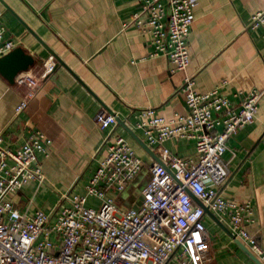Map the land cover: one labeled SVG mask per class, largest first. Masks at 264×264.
I'll return each mask as SVG.
<instances>
[{
    "label": "crops",
    "instance_id": "1",
    "mask_svg": "<svg viewBox=\"0 0 264 264\" xmlns=\"http://www.w3.org/2000/svg\"><path fill=\"white\" fill-rule=\"evenodd\" d=\"M4 1L11 9L0 1L6 38L34 57L30 71L40 74L45 61L55 58L52 52L65 64L55 58L54 71L19 114L15 110L25 87L0 73V132L6 145L19 147L36 130L52 139L50 155L39 157L46 183L39 190L36 182L28 183L13 196L17 207L24 209L32 198L36 206L51 211L59 193L84 194L106 155L110 133L99 128L96 115L101 110L116 114L144 141L137 116L149 108L169 120L186 112L180 89L193 76L198 92L217 90L235 109L251 91H263L255 121L227 141L224 160L230 174L220 194L250 204L246 229L264 251V24L250 26L253 15L264 10V0H199L185 71L174 70L168 57L154 55L152 36L133 20L140 9L137 0ZM115 133L127 140L145 167L161 161L157 147L144 141L151 148L146 151L119 122ZM164 147L181 158L197 156L194 139L170 138ZM229 219H219L223 227L210 215L204 217L209 264H257L250 249L230 235Z\"/></svg>",
    "mask_w": 264,
    "mask_h": 264
},
{
    "label": "built area",
    "instance_id": "2",
    "mask_svg": "<svg viewBox=\"0 0 264 264\" xmlns=\"http://www.w3.org/2000/svg\"><path fill=\"white\" fill-rule=\"evenodd\" d=\"M134 22L152 36L154 55L170 59L174 70L190 65L189 38L199 0H137ZM0 10V57L16 48L7 39V26ZM264 24V10L256 12L250 26ZM56 67L48 58L40 74L21 72L16 83L25 87L16 114L35 98L39 87ZM193 76H187L180 92L187 105L173 119L143 110L136 127L144 141L160 151L161 162L148 166L150 179L143 187L142 204L123 208L117 201L145 167L133 147L120 134L116 114L101 110L95 121L101 130L110 129L106 155L99 160L84 194L59 193L51 211L36 206L32 198L24 209L13 196L28 183L37 190L46 183L40 155L48 157L52 139L33 131L16 148L6 145L0 132V264H209V234L204 207L220 220L227 217L235 239L244 243L264 264V251L246 229L250 204L224 198L220 187L230 171L224 160L228 139L255 121L263 91L247 94L235 109L230 100L213 90L200 93ZM196 141V158L173 154L164 143L170 138ZM90 198L100 205H88Z\"/></svg>",
    "mask_w": 264,
    "mask_h": 264
},
{
    "label": "water",
    "instance_id": "3",
    "mask_svg": "<svg viewBox=\"0 0 264 264\" xmlns=\"http://www.w3.org/2000/svg\"><path fill=\"white\" fill-rule=\"evenodd\" d=\"M8 9L10 7L7 5V3L4 0H0ZM11 10V9H10ZM53 55L55 56L56 60L58 61L59 64H64L57 55L52 52ZM35 64V59L34 57L29 54L25 49L22 47H17L13 49L11 52L7 53L6 55L0 57V73L12 84L16 82L17 76L24 71L30 70V68ZM65 65V64H64ZM118 122L123 125L128 132L134 137V139L148 152H151V148L130 128H128L125 123L121 119H117ZM156 162H161L158 158L156 159ZM195 201H197L199 204H201L204 207L205 213L210 215L216 222H218L221 226L224 227L223 223L219 220V218L209 210L208 207H205L200 201L196 198L193 197ZM143 201V196L142 194L136 198L133 201L132 207L134 209H137ZM230 235L233 236L232 232L228 230ZM239 241V240H238ZM241 242V241H239ZM243 245V244H242ZM247 249V248H246ZM248 250V249H247ZM253 259L257 264H263L255 255L251 254Z\"/></svg>",
    "mask_w": 264,
    "mask_h": 264
},
{
    "label": "rangeland",
    "instance_id": "4",
    "mask_svg": "<svg viewBox=\"0 0 264 264\" xmlns=\"http://www.w3.org/2000/svg\"><path fill=\"white\" fill-rule=\"evenodd\" d=\"M149 177L150 173L148 171V167H144L135 179L128 185L127 189L119 196L120 198L118 199V203L127 208L132 207L133 201L142 194L143 187ZM100 203V200L90 198L88 205L97 207Z\"/></svg>",
    "mask_w": 264,
    "mask_h": 264
}]
</instances>
